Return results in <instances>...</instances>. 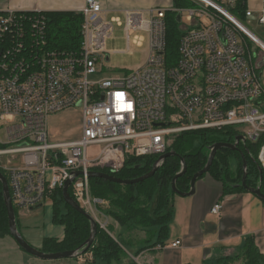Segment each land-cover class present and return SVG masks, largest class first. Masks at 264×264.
I'll return each mask as SVG.
<instances>
[{"label": "built area", "instance_id": "2783aa9c", "mask_svg": "<svg viewBox=\"0 0 264 264\" xmlns=\"http://www.w3.org/2000/svg\"><path fill=\"white\" fill-rule=\"evenodd\" d=\"M188 1L192 7L124 12L127 42L136 33L147 38L146 63L123 78L99 81L90 77L99 72L119 16L108 17L96 0H86L78 12L80 50L68 52L49 48L46 13L0 11V129L6 133L0 173L14 210L51 206L54 192L73 179L72 199L106 230L99 211L105 202L92 197L88 173L116 174L128 157L162 156L183 132L234 128L242 143L261 140L257 160L264 171V87L250 49L257 45L264 53V44L234 15L245 7V20L264 25V7L253 12L249 0ZM168 12L180 16L181 27L170 66ZM133 43L141 46L144 36L135 35ZM69 109L82 113L79 138L50 141L49 117ZM90 145H101L91 159ZM221 210L217 203L210 212Z\"/></svg>", "mask_w": 264, "mask_h": 264}, {"label": "trees", "instance_id": "16d2710c", "mask_svg": "<svg viewBox=\"0 0 264 264\" xmlns=\"http://www.w3.org/2000/svg\"><path fill=\"white\" fill-rule=\"evenodd\" d=\"M174 8L192 7L188 0H172ZM245 8V7H244ZM244 8H238L234 15L243 18ZM47 18V41L50 49L68 52H78L81 45L80 27L81 14L75 12H51L45 14ZM167 47L166 64L168 66L177 60V47L181 37L176 15L166 14ZM239 134L234 128L220 132L190 131L173 137L167 152L176 155L162 162L155 174L134 185H120L100 178H89L92 197L102 200L106 207L99 208L100 213L111 219L119 227L121 235L113 238V228L106 230L97 225L96 235L92 245L83 253H91L93 261L98 264H121L128 257L126 252L130 247L137 245L138 249L132 253L137 256L147 248L163 246L168 236L169 223L172 218L171 191L173 178L182 171V162L185 163V173L175 181L176 189L181 193L190 190V181L194 174L201 171L208 160L210 149L217 143L234 144ZM261 140L238 142V150L221 148L216 152L210 169L204 176L222 184L223 195L247 193L241 186L243 176L242 157L246 162V185L250 188H259L264 194V171L261 169L257 154ZM242 154V156H241ZM157 156L142 158L128 157L124 168L111 174L107 170L95 169L113 175L122 180H133L148 174ZM234 163V165L232 164ZM198 179V180H200ZM68 193L73 198L71 187ZM52 222L63 227L64 236L61 241L44 239L39 249L44 253L75 251L79 249L91 234V223L80 213L67 205L62 197L61 189L54 192L52 197ZM264 204V202L262 201ZM15 210V215H16ZM17 224V222H16ZM143 232L144 239L131 236L133 233ZM10 236L8 217L4 203L2 184L0 182V239ZM263 264L253 236H246L240 250L231 256L219 257L207 264Z\"/></svg>", "mask_w": 264, "mask_h": 264}, {"label": "crops", "instance_id": "0c3cea01", "mask_svg": "<svg viewBox=\"0 0 264 264\" xmlns=\"http://www.w3.org/2000/svg\"><path fill=\"white\" fill-rule=\"evenodd\" d=\"M96 1L108 17L123 16L126 11L167 9L170 5L171 9L174 8L172 0ZM85 2L86 0H0V11L78 13L84 7ZM260 54L253 52L255 61L260 58ZM262 66L263 64L259 65V68ZM54 141L61 142L59 139ZM217 203L222 205V210L215 215L210 210ZM172 209V218L164 245L147 248L137 256L132 255L139 247L134 245L130 247L128 257L121 264H207L219 257L235 255L240 250L246 236H253L264 264V204L255 195L249 192L223 195L222 184L206 175L197 180L195 193L192 196L174 195ZM104 218V222H109L113 228L111 236L115 238L121 235L122 237L116 224L112 220L111 223L109 218ZM17 226L19 229V221H17ZM45 233L38 238V241L31 235L36 241L37 249H41L42 242L46 238L61 241L64 236L61 226L60 228L50 227ZM131 236L137 239L145 238L143 232H136ZM177 241L181 245L173 248L171 244ZM0 251L2 254L13 255L14 263L5 264H98L93 261V258L90 260L89 253L76 258L39 260L22 251L10 236L0 239Z\"/></svg>", "mask_w": 264, "mask_h": 264}, {"label": "rangeland", "instance_id": "374dc122", "mask_svg": "<svg viewBox=\"0 0 264 264\" xmlns=\"http://www.w3.org/2000/svg\"><path fill=\"white\" fill-rule=\"evenodd\" d=\"M254 6L256 8H254ZM263 7L264 5L262 0H249L248 8L251 11L256 12L258 9L260 10ZM168 8H171V5L168 6ZM119 17L121 18V25L118 26L117 24H114L110 37L105 39L104 42L105 57L102 59L101 62H99V64H97L96 69L99 72L95 74V76L90 77V81L123 78L128 73L134 72L137 69L143 67V65L146 63L148 56V44L146 42L147 38L145 34L136 33L134 35H131L127 42L126 35L124 32L123 16H119ZM239 21L246 29H248L262 43H264V25L258 24L255 20L240 19ZM182 25L186 28L190 26L188 22H185V19H183ZM180 28L181 27L178 26V29ZM135 35L144 36V43L141 46H137L136 44L133 43ZM257 48H258L257 45L255 46L253 44H250L251 51L253 52L256 51L258 54L263 53L259 48L258 49ZM261 64H263V66L259 68V65ZM256 65L259 68L258 74L261 77V82L264 87V53L260 54V58H257ZM81 124H82V113L79 109H69L62 113L52 115L48 119L49 140L50 141H54L57 139H59V141L76 140L79 138L81 133ZM0 126H2L1 123ZM240 129L247 130L248 126L247 125L242 126ZM0 141L3 143L6 141V133L2 129H0ZM100 148L101 145L88 146L87 147L88 158L90 159L94 158L99 153ZM232 164L234 165V163ZM101 207H106V203ZM52 212H53L52 205L51 206L44 205L41 208L34 211L18 210L16 212L15 219L16 222L19 221V225H20L19 226L20 231H19L18 226L16 224L18 232L21 233L22 237H25L26 239L24 240L28 241L29 244L31 243L30 245L35 249H37L36 248L37 246L34 237H36L38 241V238L42 237V235H45L46 230L49 229L50 227L60 228L59 225L58 226L54 225V223L52 222ZM101 220L105 221V218H101ZM109 220L112 223L111 219ZM108 226H110L109 222H107V227ZM116 226L118 227L117 224ZM31 235H33L34 237ZM126 253L128 254V252ZM0 263L1 264L14 263L13 255L10 253L2 254V251H0Z\"/></svg>", "mask_w": 264, "mask_h": 264}, {"label": "water", "instance_id": "95a60500", "mask_svg": "<svg viewBox=\"0 0 264 264\" xmlns=\"http://www.w3.org/2000/svg\"><path fill=\"white\" fill-rule=\"evenodd\" d=\"M179 15L176 16L177 23H179ZM242 138L239 136L236 139V142L234 144H226V143H217L215 144L209 152L208 160L205 165V167L197 172L196 174L193 175L191 181H190V190L187 193H181L176 189L175 186V181L178 177L182 176L185 171V163L182 162V171L178 173L172 180L171 182V191L175 195H178L180 197H190L195 193V184L198 179H200L204 174L208 172L210 169V166L212 165V162L215 158L216 152L221 149V148H227L230 150H238L237 149V144L240 142ZM176 154L174 152H167L163 154L162 156H159L156 162L153 164L151 171L140 177L136 178L133 180H122L119 178L114 177L113 175L102 173V172H89L88 176L89 178H100L104 179L108 182H112L115 184H120V185H134L138 183H142L143 181L151 178L155 172L158 170L160 165L164 160H166L169 157L175 156ZM242 156V154H241ZM242 162H243V176L241 179V186L249 193L255 195L259 200L264 202V194L261 193L259 188H250L246 185V162L244 158L242 157ZM80 173H76L75 176L79 175ZM73 179H69L66 181L64 184L61 192H62V197L64 202L72 207L74 210H76L78 213L82 214L90 223H91V234L89 238L86 240V242L77 250L75 251H64V252H57V253H44L38 249L33 248L28 242L24 240L22 235L18 232L17 226H16V219H15V210L12 207V203L10 200V195H9V189H8V184L6 181V178L0 173V182L2 184V190H3V196H4V203L7 211V217H8V228H9V233L10 237L14 240V242L18 245L19 248H21L25 253L28 255L37 258L39 260H44V261H53V260H60V259H68V258H76L80 257L83 255L84 251H86L93 243L95 235H96V230H97V223L95 220L87 214L82 208H80L76 202L71 198V196L68 193V189L72 183ZM42 205L35 206L31 209V211L37 210L41 208Z\"/></svg>", "mask_w": 264, "mask_h": 264}]
</instances>
